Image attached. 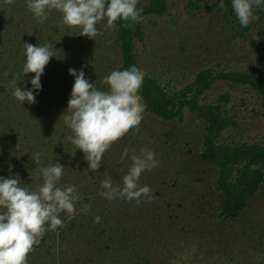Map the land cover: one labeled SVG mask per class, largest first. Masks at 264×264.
Instances as JSON below:
<instances>
[{
    "label": "rangeland",
    "instance_id": "374dc122",
    "mask_svg": "<svg viewBox=\"0 0 264 264\" xmlns=\"http://www.w3.org/2000/svg\"><path fill=\"white\" fill-rule=\"evenodd\" d=\"M188 1L139 0V7L157 2L163 8L140 19L147 37L134 44L135 57L144 72L169 92L180 91L197 71L207 67L264 76V58L258 57L260 49L264 50V19H255L248 24L250 30L240 33L232 10L236 22L212 9L211 0H192V6ZM114 27L106 28L100 21L97 29L101 34L93 40L76 34L78 27L63 25L56 10L49 11L47 19L39 23L25 0H0V176L12 177L30 170L35 189L41 183L36 168L54 161L64 166L58 186L74 185L80 196L83 188L89 189L87 199L75 203V214H65L68 220L76 219L66 226L64 240L58 238L59 229L45 231L51 232L50 239L39 238L41 246H33L26 256L27 264H264V180L238 207V214L226 218L219 207L221 191L216 187L219 166L201 160L206 149L203 125L184 106L180 107L184 110L182 120L168 122L144 110L138 130L129 129L103 154L101 165L108 168L105 173L103 169L89 170L84 153L73 147L72 133L63 122L74 80L67 69L83 67L88 81L106 90L104 78L121 59L114 44ZM253 40L258 45L250 44ZM24 42L53 45L54 55L61 57L50 58L44 67L39 96L46 101L39 100L41 103L35 99L30 105L20 104L11 94V80L21 79L17 86L24 88L23 83L33 75L21 72ZM204 94L201 100L206 102L228 94L224 108L232 119L218 139L239 143L246 138L264 145V103L255 88L213 79ZM168 134H176L177 140ZM183 139H191V143H183ZM164 142L169 155L157 159L153 172L159 174L145 171L140 176L141 184L151 189L150 201L142 199L132 204L133 208H125L126 204L115 202V197L102 204L95 200L105 177L121 184L131 164L128 157L120 158L123 149L127 148L129 155L140 147L163 153ZM37 153L39 165L32 161ZM156 156L160 157V152ZM226 180L241 181L235 175ZM191 202L198 206H187ZM128 209L136 210L139 223L122 221ZM97 215L101 219L94 222ZM102 229L105 233H100ZM130 230L144 237L128 234ZM112 235L115 238L110 243ZM137 238V245L148 239L153 242L148 250L132 251L129 242ZM200 242L203 247H199Z\"/></svg>",
    "mask_w": 264,
    "mask_h": 264
},
{
    "label": "clouds",
    "instance_id": "9594fccd",
    "mask_svg": "<svg viewBox=\"0 0 264 264\" xmlns=\"http://www.w3.org/2000/svg\"><path fill=\"white\" fill-rule=\"evenodd\" d=\"M139 0H25V5L43 23L48 12L56 10L61 14V23L78 27L76 33L94 37L101 34L97 24L104 21L106 28L113 27L117 20L127 21L129 26L142 19L143 8H138ZM232 11L241 27L256 19L254 9L264 6V0H230ZM221 10L224 0H219ZM256 37V34L252 36ZM53 45L47 43L35 46L24 42L23 74L33 73L28 83L30 88L17 86L13 79L9 82L12 96L17 102L35 103L39 94L40 77L50 58L56 57ZM67 73L74 78L70 95L63 112V122L71 131V143L84 153L89 170L96 171L101 159L110 145L129 129L138 130L145 110L143 98L139 94L144 70L139 64L127 67L117 66L104 78L106 90H98L81 69L68 68ZM131 161L120 185L114 184L110 176L102 179L100 195L107 199L122 198L125 201L140 203L142 199L151 200V189L140 185L142 173L156 167L155 153L146 147L133 150L129 155L127 148L121 151L120 158ZM32 161L39 165V154ZM11 164L8 165L10 169ZM64 171L59 162L36 168L35 175L41 183L35 190L21 186L18 174L12 177L0 176V264H27L26 256L39 238L47 230L63 227L60 213L71 217L75 214V203L80 195L74 185L58 186ZM94 222L101 217L95 216Z\"/></svg>",
    "mask_w": 264,
    "mask_h": 264
},
{
    "label": "trees",
    "instance_id": "16d2710c",
    "mask_svg": "<svg viewBox=\"0 0 264 264\" xmlns=\"http://www.w3.org/2000/svg\"><path fill=\"white\" fill-rule=\"evenodd\" d=\"M201 0H194V2H199ZM212 1V9H215L217 12L224 13L227 18L233 20L236 22L233 17L231 10V3L230 0H224L225 3V9L221 10L219 7V0H211ZM192 0L188 1V4L190 6L194 3ZM138 8H143L142 17L147 14H150L152 12H159L161 11L162 4L157 5V2H153L151 5L147 6H137ZM254 14L256 16V19H264V6L258 7L254 9ZM36 21V20H35ZM254 21V20H252ZM251 21V22H252ZM127 21H120L117 20L114 23L115 28V36H114V44L117 46V49L120 52L121 59H120V67H127L132 64H138L137 59L135 57V49L136 46L134 44V41L137 40V42L141 43L142 40L145 41L146 37L145 33H142L144 30V27L142 26L140 20L134 24H131L129 26L127 25ZM233 24V23H232ZM236 24L240 27L241 31L240 33L246 32L247 30H250L249 26L247 27H241L238 22ZM234 25V24H233ZM145 43H143L144 45ZM250 44L254 45L257 44L254 40L250 42ZM254 47V46H253ZM261 53L259 54V58H264V50L262 48L260 49ZM27 79V77H26ZM25 79V80H26ZM223 80L226 83L231 84H248L250 87L255 88V91L259 93L263 99L264 103V76H257V73H247V72H234L231 70H215L212 67H207L200 69L197 71L192 79L191 82L186 84L180 91L175 92H169L165 89H163V86L156 83V80L153 79L150 74L144 72V78L141 85V88L139 90V94L143 98V103L145 104V111L147 113H150L152 115H155L156 117L168 122L170 120H182L184 110L182 111L180 107H185L190 113H193L199 121L202 122L203 125V145L206 147L203 154L201 155L202 161H210L211 164H216L219 166L218 169V175L219 178L217 180V189L221 191V194L219 196V207L221 208V212L225 214L226 218L235 217L238 214V210L240 206L243 205L245 202V198L250 196L252 194V191L256 189L257 184H259L262 179L264 180V145L261 143H256L253 139L246 138L240 140L239 143H233L232 141L224 142L221 139H218L219 136H217L223 127H225L227 124L230 123L231 117L227 114L226 109L224 108L225 103L228 101V94L223 97L216 99L213 102H206L202 101V96L205 95L204 92L211 88L212 80ZM28 80H26L23 83L24 88H30L29 87ZM96 87V86H94ZM97 88V87H96ZM98 90L101 89L100 86L97 88ZM54 92L56 90H53ZM226 93V92H225ZM57 94L53 93V96ZM36 100H41L42 102L46 101V98H42L38 95L35 96ZM40 102V101H39ZM26 105H30L26 101L23 102ZM41 103V102H40ZM50 107L52 105L50 104ZM7 123H10V121H4ZM188 133V132H187ZM185 133L187 136L189 134ZM168 136H172V138H175L177 140V135H171L168 134ZM218 137V138H217ZM185 140V139H183ZM191 140V139H190ZM190 140H185L183 143H191ZM193 140V138H192ZM163 148L162 151H155V148L152 150L155 153L156 159L166 158L169 153L167 150H169L165 146V142L161 145ZM160 152L161 156H156V153ZM13 162V161H12ZM243 162L242 164H240ZM116 167V166H115ZM105 171L108 169L107 167H104L103 164L99 168V170ZM159 169V166L158 168ZM161 169V166H160ZM155 170V169H154ZM5 171V169L3 170ZM153 172V168L148 171V173ZM153 173L159 172L156 170ZM235 175L238 179L241 181L239 183H232L228 180V176ZM146 176H144L145 178ZM19 179L21 181V186H27L30 189H34L32 187L31 182L33 179V173L29 170H21L19 174ZM229 179V178H228ZM198 180V177L196 178ZM172 183L175 182L174 179L170 180ZM140 185L141 182L139 180ZM67 185H62L61 187H65ZM35 190V189H34ZM88 188H83V195L80 196L82 200H86L88 197ZM114 201H120L123 202L125 205V208L128 206L130 208H133L132 204H139L135 201H125L122 198H113ZM147 200L146 198H144ZM98 203H107L108 199L104 196L100 195V193L97 195L95 199ZM239 202H236L238 201ZM181 205L184 204V201L181 200ZM200 204V203H199ZM162 206V204L160 205ZM191 208H193L194 204L192 202L190 203ZM198 206L197 204L194 206V208ZM139 208V207H138ZM137 208V209H138ZM136 210L134 209H128V211L123 212V218L122 221H128L139 223V219H137ZM79 217V216H77ZM60 218L63 221V227H58L59 229V240L63 241L65 236V229L66 226H69L73 224V220L76 219L74 217L73 219L68 220V217L65 215V213L62 212V215ZM69 221V224H68ZM92 219H90V222ZM54 230H51L53 232ZM50 232V233H51ZM104 229L101 230L100 233H103ZM50 233H44L43 236H41V239H50L51 234ZM105 233V232H104ZM134 233V236L140 237L142 239L144 237L143 234L137 233L136 231L130 230L128 231V234ZM75 235L79 237V234L75 232ZM115 238V235L109 236L110 243L112 242V239ZM126 236L122 240H124ZM138 238L132 242H129L131 244L132 251L135 248H141V250H148L149 246L152 244L153 240H146L137 245ZM121 240V239H119ZM41 240L37 244L36 247L41 246ZM145 244V245H144ZM110 246V244H108ZM125 242L121 245V247H124ZM204 243L200 242L199 247H203ZM108 246H105V249H107ZM198 247V248H199ZM197 248V249H198ZM35 249V247H34ZM121 249V248H119ZM196 249V250H197ZM123 250V249H122ZM120 250L119 252H121ZM125 250V249H124Z\"/></svg>",
    "mask_w": 264,
    "mask_h": 264
}]
</instances>
